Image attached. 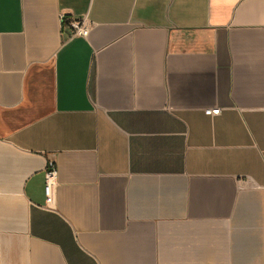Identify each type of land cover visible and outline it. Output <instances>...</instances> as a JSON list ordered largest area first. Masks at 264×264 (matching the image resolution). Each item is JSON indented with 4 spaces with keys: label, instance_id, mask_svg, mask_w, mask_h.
Returning a JSON list of instances; mask_svg holds the SVG:
<instances>
[{
    "label": "crops",
    "instance_id": "0c3cea01",
    "mask_svg": "<svg viewBox=\"0 0 264 264\" xmlns=\"http://www.w3.org/2000/svg\"><path fill=\"white\" fill-rule=\"evenodd\" d=\"M0 108V264H264V0H0Z\"/></svg>",
    "mask_w": 264,
    "mask_h": 264
},
{
    "label": "built area",
    "instance_id": "2783aa9c",
    "mask_svg": "<svg viewBox=\"0 0 264 264\" xmlns=\"http://www.w3.org/2000/svg\"><path fill=\"white\" fill-rule=\"evenodd\" d=\"M66 20H69V25L73 29V35H83L86 36L90 31V24L87 18H73L62 14L63 25ZM1 110V108H0ZM222 108L210 107L205 110L209 115L220 114ZM59 178V170L54 161H50L46 172H45V194H46V207L54 208L56 203L57 185Z\"/></svg>",
    "mask_w": 264,
    "mask_h": 264
},
{
    "label": "trees",
    "instance_id": "16d2710c",
    "mask_svg": "<svg viewBox=\"0 0 264 264\" xmlns=\"http://www.w3.org/2000/svg\"><path fill=\"white\" fill-rule=\"evenodd\" d=\"M65 23H69V20H66Z\"/></svg>",
    "mask_w": 264,
    "mask_h": 264
}]
</instances>
